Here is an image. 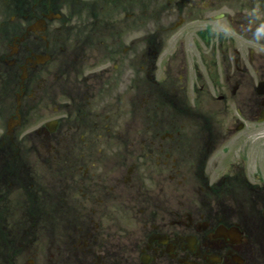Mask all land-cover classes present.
<instances>
[{"label":"flooded vegetation","instance_id":"af4514ba","mask_svg":"<svg viewBox=\"0 0 264 264\" xmlns=\"http://www.w3.org/2000/svg\"><path fill=\"white\" fill-rule=\"evenodd\" d=\"M0 264H264V0H0Z\"/></svg>","mask_w":264,"mask_h":264},{"label":"rangeland","instance_id":"374dc122","mask_svg":"<svg viewBox=\"0 0 264 264\" xmlns=\"http://www.w3.org/2000/svg\"><path fill=\"white\" fill-rule=\"evenodd\" d=\"M258 160V159H257Z\"/></svg>","mask_w":264,"mask_h":264}]
</instances>
